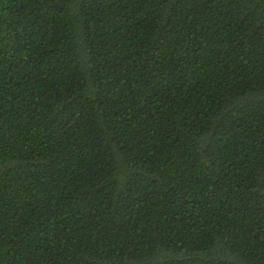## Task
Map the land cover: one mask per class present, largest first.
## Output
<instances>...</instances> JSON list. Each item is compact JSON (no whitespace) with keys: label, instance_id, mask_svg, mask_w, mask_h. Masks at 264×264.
I'll list each match as a JSON object with an SVG mask.
<instances>
[{"label":"trees","instance_id":"obj_1","mask_svg":"<svg viewBox=\"0 0 264 264\" xmlns=\"http://www.w3.org/2000/svg\"><path fill=\"white\" fill-rule=\"evenodd\" d=\"M0 264H264V0H0Z\"/></svg>","mask_w":264,"mask_h":264}]
</instances>
